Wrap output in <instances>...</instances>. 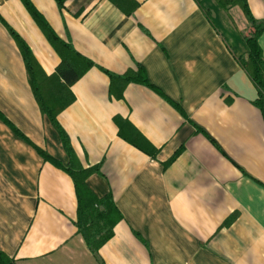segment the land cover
<instances>
[{
	"label": "crops",
	"instance_id": "crops-1",
	"mask_svg": "<svg viewBox=\"0 0 264 264\" xmlns=\"http://www.w3.org/2000/svg\"><path fill=\"white\" fill-rule=\"evenodd\" d=\"M199 1L28 0L91 63L57 122L79 166L97 168L93 196L121 214L93 255L68 156L8 29L45 76L60 56L22 0H0V115L19 132L0 117V252L15 264H264V118L237 60L248 24ZM247 5L264 19V0ZM258 43L264 59V31ZM139 66L149 86L109 78Z\"/></svg>",
	"mask_w": 264,
	"mask_h": 264
},
{
	"label": "trees",
	"instance_id": "trees-1",
	"mask_svg": "<svg viewBox=\"0 0 264 264\" xmlns=\"http://www.w3.org/2000/svg\"><path fill=\"white\" fill-rule=\"evenodd\" d=\"M27 8L30 16L42 30L48 42L53 46L57 55L60 56L61 62L56 67V71L51 76H45L38 68V64L26 43L12 30L8 29L11 36L15 40L27 70V78L32 90V94L43 116L51 122L57 130L63 148L67 154L68 166L65 171L71 176L77 197V225L78 235H80L86 245V248L93 255H97L98 250L113 236V229L121 219V214L117 208L111 195L107 194L102 198L93 196L85 182V179L94 171L96 167L83 169L79 166L77 159L70 147L68 138L57 122L59 113L70 105L74 97L69 91L70 85L77 81L91 67V63L87 60L79 59L75 51L63 41L57 38L42 16L35 8L28 3V0H22ZM64 0H55L57 5L61 7ZM200 4L199 0H196ZM218 9L229 11L230 8H238L244 17V21L248 26L241 33L244 54L237 59L240 67L247 74L250 81L255 86L258 97L255 104L261 111L264 118V59H262L261 48L258 43L260 34L264 31V19L256 20L247 5V0H213ZM145 71L142 67H138L136 71L129 70L123 76L116 78L110 75L111 80L120 79L123 86L128 83H140L150 85ZM3 122L7 123L15 132H19L5 120L1 115ZM44 159L49 156L43 151L36 149ZM167 162L170 163L177 153ZM155 151L150 154L153 155ZM15 261L2 252H0V264H15ZM102 264V263H100Z\"/></svg>",
	"mask_w": 264,
	"mask_h": 264
},
{
	"label": "rangeland",
	"instance_id": "rangeland-1",
	"mask_svg": "<svg viewBox=\"0 0 264 264\" xmlns=\"http://www.w3.org/2000/svg\"><path fill=\"white\" fill-rule=\"evenodd\" d=\"M236 14L237 12H238V9L237 8H235V9H233V11L231 12V15H232V18L234 19V22L236 21V23L238 24L239 22H240V19L242 18V17H238L237 18V16L234 14V13ZM238 14V13H237ZM241 16V15H240Z\"/></svg>",
	"mask_w": 264,
	"mask_h": 264
}]
</instances>
